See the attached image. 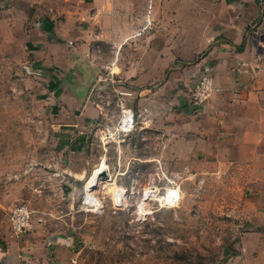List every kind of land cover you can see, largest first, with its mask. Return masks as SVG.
<instances>
[{"label":"crops","instance_id":"0c3cea01","mask_svg":"<svg viewBox=\"0 0 264 264\" xmlns=\"http://www.w3.org/2000/svg\"><path fill=\"white\" fill-rule=\"evenodd\" d=\"M255 28L264 35V0H0V78H47L48 126L62 134L57 160L79 181L88 163L84 123L99 114L87 88L108 68L133 91L136 130L154 138L156 151L164 141L165 159L210 165L217 175L233 165L251 180L249 264H264V49L253 43ZM205 71L214 91L193 107L186 91ZM5 191L0 264L37 257L51 243L58 257H72L74 235L45 238L36 218L15 235Z\"/></svg>","mask_w":264,"mask_h":264},{"label":"rangeland","instance_id":"374dc122","mask_svg":"<svg viewBox=\"0 0 264 264\" xmlns=\"http://www.w3.org/2000/svg\"><path fill=\"white\" fill-rule=\"evenodd\" d=\"M108 74L99 68L87 88L99 114L84 123L88 163H82L79 181L64 174L65 160H57L54 144L62 134L48 126L55 118L45 103L47 78H0L4 217L24 204L33 218H42L36 231L45 238H75L68 247L72 257H58L51 243L19 264H249L255 234L248 221L251 180L233 165L217 175L210 165L165 159L164 141L156 151L154 138L136 130L133 91L123 94V80L111 84ZM122 105L134 113L130 132L116 130ZM155 156L160 160L150 161ZM96 172L108 176L93 182ZM165 190L173 202L164 198Z\"/></svg>","mask_w":264,"mask_h":264},{"label":"built area","instance_id":"2783aa9c","mask_svg":"<svg viewBox=\"0 0 264 264\" xmlns=\"http://www.w3.org/2000/svg\"><path fill=\"white\" fill-rule=\"evenodd\" d=\"M253 43L257 50L264 49V35L259 29H254L251 33ZM100 78V77H98ZM111 84H114V76L111 71L107 75ZM115 91V90H114ZM214 91L211 73L209 71L203 72L198 79L186 91V100L189 105L193 107H201L209 100ZM129 95L128 93H123ZM134 128V113L131 108H124L123 105L120 110V118L117 122V131L130 132ZM166 200L173 202L169 190L164 192ZM33 210L28 206L21 204L14 207L9 213V223L13 233L17 236L27 233L32 227ZM42 218L37 219L41 222Z\"/></svg>","mask_w":264,"mask_h":264},{"label":"bare ground","instance_id":"6f19581e","mask_svg":"<svg viewBox=\"0 0 264 264\" xmlns=\"http://www.w3.org/2000/svg\"><path fill=\"white\" fill-rule=\"evenodd\" d=\"M100 173V172H99ZM108 176V175H107ZM106 176V177H107ZM105 177V178H106ZM93 179H92V181L94 182V181H97L98 179H101L100 177H99V174H98V172H96L94 175H93V177H92ZM93 185V184H92Z\"/></svg>","mask_w":264,"mask_h":264},{"label":"water","instance_id":"95a60500","mask_svg":"<svg viewBox=\"0 0 264 264\" xmlns=\"http://www.w3.org/2000/svg\"><path fill=\"white\" fill-rule=\"evenodd\" d=\"M107 176V174L105 173V172H101L100 174H99V177L100 178H105Z\"/></svg>","mask_w":264,"mask_h":264}]
</instances>
